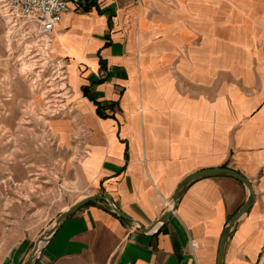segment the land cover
<instances>
[{
    "label": "crops",
    "instance_id": "crops-1",
    "mask_svg": "<svg viewBox=\"0 0 264 264\" xmlns=\"http://www.w3.org/2000/svg\"><path fill=\"white\" fill-rule=\"evenodd\" d=\"M69 5L52 33L51 53L66 79L49 92L59 111L48 128L64 151L71 185L62 188L72 199L54 219L108 192L152 228L144 232L108 202L93 201L61 223L33 264H216L222 231L248 195L239 180H195L170 219L153 226L185 177L215 167L240 172L255 191L230 233L224 264H263L264 62L252 50L264 28V0ZM96 102L113 103L110 115L99 116ZM5 222L0 212V264H24L49 226L35 235Z\"/></svg>",
    "mask_w": 264,
    "mask_h": 264
},
{
    "label": "rangeland",
    "instance_id": "rangeland-1",
    "mask_svg": "<svg viewBox=\"0 0 264 264\" xmlns=\"http://www.w3.org/2000/svg\"><path fill=\"white\" fill-rule=\"evenodd\" d=\"M18 41L0 26V212L5 223L38 235L53 224L62 202L72 199L62 188L71 185L64 151L48 128L59 111V98L49 92L62 85L53 80L61 62L54 60L53 47L50 54L29 51L30 42ZM257 44L252 52L264 62V28ZM37 52L40 62L33 58Z\"/></svg>",
    "mask_w": 264,
    "mask_h": 264
},
{
    "label": "built area",
    "instance_id": "built-area-1",
    "mask_svg": "<svg viewBox=\"0 0 264 264\" xmlns=\"http://www.w3.org/2000/svg\"><path fill=\"white\" fill-rule=\"evenodd\" d=\"M70 10L69 0H0V15L13 39L25 45L30 42L29 51L42 49L47 54H50L53 31ZM38 55L37 52L32 56L36 62L42 61ZM56 71L54 79L60 82L66 79L64 65L59 64ZM165 206L171 209L172 200L166 201Z\"/></svg>",
    "mask_w": 264,
    "mask_h": 264
},
{
    "label": "water",
    "instance_id": "water-1",
    "mask_svg": "<svg viewBox=\"0 0 264 264\" xmlns=\"http://www.w3.org/2000/svg\"><path fill=\"white\" fill-rule=\"evenodd\" d=\"M209 175H223V176H229L232 178H235L242 182L247 190H248V195L245 200V202L242 204V206L237 209L228 219L226 226L224 227L221 237H220V242H219V247H218V253H217V260L216 264H224L223 258H224V251L226 248V244L228 242L230 233L235 225V223L245 214L248 212V210L251 208V206L254 203L255 200V191L252 183L247 179L244 175H242L240 172L228 168V167H215V168H208V169H202L199 171H196L187 177H185L180 184L178 185V188L176 192L174 193L172 197V202H173V207L171 209H166V211L161 215V217L158 219V221L153 225L155 226L159 222L161 223H166L171 215L174 213L178 202L184 193V191L189 187V185L194 182L195 180L209 176ZM97 200H104L108 202L110 205L111 209L120 217H123L125 219H128L130 221H134L135 223L138 224L139 228L142 231H149L152 227H146L142 225L138 220L131 218L127 214H125L115 203L112 195L108 192L103 193V194H94V195H89L87 197H84L80 201L74 203L71 205L68 209L62 211L59 213V215L54 219L53 224H51L48 228H46L44 231H42L39 236L36 238L35 243L28 253V255L25 258L24 264H33L35 257L37 253L40 251L41 246L45 242L49 240V238L54 234V232L59 228L61 223L70 215L76 213L80 208L83 206L87 205L88 203L92 201H97ZM42 243V244H41ZM262 259H263V264H264V249L262 251Z\"/></svg>",
    "mask_w": 264,
    "mask_h": 264
},
{
    "label": "trees",
    "instance_id": "trees-1",
    "mask_svg": "<svg viewBox=\"0 0 264 264\" xmlns=\"http://www.w3.org/2000/svg\"><path fill=\"white\" fill-rule=\"evenodd\" d=\"M87 93V90L85 91ZM97 104V113L99 116H102V117H106V116H109L110 114L109 113H106V108L109 106L110 108H113V103H108V104H105V105H101L99 102H96ZM93 202V201H92ZM91 203V202H90Z\"/></svg>",
    "mask_w": 264,
    "mask_h": 264
},
{
    "label": "bare ground",
    "instance_id": "bare-ground-1",
    "mask_svg": "<svg viewBox=\"0 0 264 264\" xmlns=\"http://www.w3.org/2000/svg\"><path fill=\"white\" fill-rule=\"evenodd\" d=\"M29 47H30V44H29ZM52 47V46H51ZM32 57V56H31ZM42 244V243H41Z\"/></svg>",
    "mask_w": 264,
    "mask_h": 264
}]
</instances>
